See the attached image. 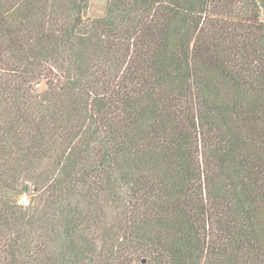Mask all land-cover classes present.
Here are the masks:
<instances>
[{
    "label": "trees",
    "instance_id": "1",
    "mask_svg": "<svg viewBox=\"0 0 264 264\" xmlns=\"http://www.w3.org/2000/svg\"><path fill=\"white\" fill-rule=\"evenodd\" d=\"M263 6L0 0V264H264Z\"/></svg>",
    "mask_w": 264,
    "mask_h": 264
},
{
    "label": "rangeland",
    "instance_id": "2",
    "mask_svg": "<svg viewBox=\"0 0 264 264\" xmlns=\"http://www.w3.org/2000/svg\"><path fill=\"white\" fill-rule=\"evenodd\" d=\"M107 0H90V7L88 9V15L89 16H94V15H100L104 11V7L106 4ZM263 17H264V13ZM26 197H23L21 201L25 203Z\"/></svg>",
    "mask_w": 264,
    "mask_h": 264
},
{
    "label": "crops",
    "instance_id": "3",
    "mask_svg": "<svg viewBox=\"0 0 264 264\" xmlns=\"http://www.w3.org/2000/svg\"><path fill=\"white\" fill-rule=\"evenodd\" d=\"M262 13H264V6L262 8ZM262 19L264 20L263 14H262Z\"/></svg>",
    "mask_w": 264,
    "mask_h": 264
}]
</instances>
